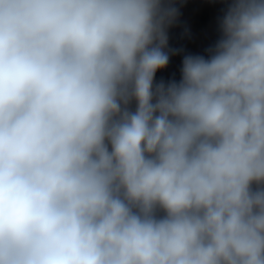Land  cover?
I'll return each instance as SVG.
<instances>
[{
  "label": "clouds",
  "instance_id": "9594fccd",
  "mask_svg": "<svg viewBox=\"0 0 264 264\" xmlns=\"http://www.w3.org/2000/svg\"><path fill=\"white\" fill-rule=\"evenodd\" d=\"M208 2L157 80L175 0H0V264H264V0Z\"/></svg>",
  "mask_w": 264,
  "mask_h": 264
},
{
  "label": "water",
  "instance_id": "95a60500",
  "mask_svg": "<svg viewBox=\"0 0 264 264\" xmlns=\"http://www.w3.org/2000/svg\"><path fill=\"white\" fill-rule=\"evenodd\" d=\"M175 4L179 15L168 30L169 48L180 51L170 57V63L165 70L157 73V80H179L183 56L207 55V49L219 37L217 21L223 8L221 3L208 0H175Z\"/></svg>",
  "mask_w": 264,
  "mask_h": 264
}]
</instances>
